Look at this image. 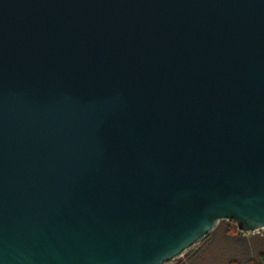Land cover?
Here are the masks:
<instances>
[{
  "label": "water",
  "instance_id": "water-1",
  "mask_svg": "<svg viewBox=\"0 0 264 264\" xmlns=\"http://www.w3.org/2000/svg\"><path fill=\"white\" fill-rule=\"evenodd\" d=\"M264 227V0H0V264H166Z\"/></svg>",
  "mask_w": 264,
  "mask_h": 264
},
{
  "label": "trees",
  "instance_id": "trees-1",
  "mask_svg": "<svg viewBox=\"0 0 264 264\" xmlns=\"http://www.w3.org/2000/svg\"><path fill=\"white\" fill-rule=\"evenodd\" d=\"M166 264H264V233L241 232L234 220H222L183 256Z\"/></svg>",
  "mask_w": 264,
  "mask_h": 264
},
{
  "label": "built area",
  "instance_id": "built-area-1",
  "mask_svg": "<svg viewBox=\"0 0 264 264\" xmlns=\"http://www.w3.org/2000/svg\"><path fill=\"white\" fill-rule=\"evenodd\" d=\"M255 233H264V227L260 230L255 231V232H251L250 234H255Z\"/></svg>",
  "mask_w": 264,
  "mask_h": 264
}]
</instances>
